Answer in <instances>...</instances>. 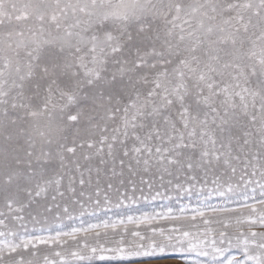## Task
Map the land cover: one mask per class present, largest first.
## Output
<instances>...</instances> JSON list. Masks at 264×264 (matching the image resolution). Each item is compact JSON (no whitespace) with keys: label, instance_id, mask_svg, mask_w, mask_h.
I'll use <instances>...</instances> for the list:
<instances>
[{"label":"snow or ice","instance_id":"snow-or-ice-1","mask_svg":"<svg viewBox=\"0 0 264 264\" xmlns=\"http://www.w3.org/2000/svg\"><path fill=\"white\" fill-rule=\"evenodd\" d=\"M0 264H264V0H0Z\"/></svg>","mask_w":264,"mask_h":264},{"label":"rangeland","instance_id":"rangeland-1","mask_svg":"<svg viewBox=\"0 0 264 264\" xmlns=\"http://www.w3.org/2000/svg\"><path fill=\"white\" fill-rule=\"evenodd\" d=\"M150 210V209H149Z\"/></svg>","mask_w":264,"mask_h":264}]
</instances>
